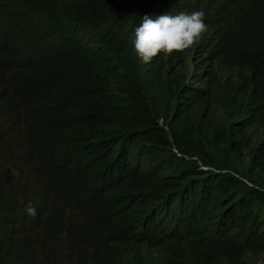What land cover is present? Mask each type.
Listing matches in <instances>:
<instances>
[{
	"label": "trees",
	"instance_id": "1",
	"mask_svg": "<svg viewBox=\"0 0 264 264\" xmlns=\"http://www.w3.org/2000/svg\"><path fill=\"white\" fill-rule=\"evenodd\" d=\"M260 1L249 19L207 15L196 53L228 35L253 51ZM199 7L0 0V264H264V102L231 113L193 86L181 53L142 64L132 43L144 15ZM253 64L264 75V50ZM125 164L130 223L106 211L111 182L89 193Z\"/></svg>",
	"mask_w": 264,
	"mask_h": 264
},
{
	"label": "clouds",
	"instance_id": "2",
	"mask_svg": "<svg viewBox=\"0 0 264 264\" xmlns=\"http://www.w3.org/2000/svg\"><path fill=\"white\" fill-rule=\"evenodd\" d=\"M199 8L181 9L174 16L161 14L152 18L144 15L134 30V50L142 64H149L160 54L181 53L190 74V82L196 89L206 90L229 112L242 114L250 104L264 102V75L253 64L254 59L264 50V40H257L255 49L248 51L234 36L228 35L226 42L205 55L196 53V48L207 36L206 16L216 14L230 21L249 19L251 14L262 7L260 0H197ZM251 133L248 150H254L259 142ZM137 168L125 164L114 173L110 165L102 176H97L89 193L95 192L99 182L106 180L113 184L106 201L109 214L123 217L130 223L125 205L120 201L128 190L138 182L128 177V171ZM176 201L168 203L159 212L158 222L168 223ZM29 217H35L37 210L29 202L25 209ZM4 264H27L23 256L12 255Z\"/></svg>",
	"mask_w": 264,
	"mask_h": 264
}]
</instances>
